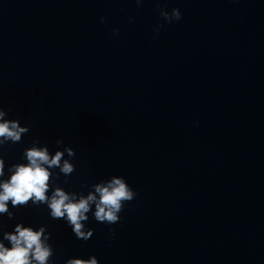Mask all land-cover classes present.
Masks as SVG:
<instances>
[{"label": "clouds", "instance_id": "9594fccd", "mask_svg": "<svg viewBox=\"0 0 264 264\" xmlns=\"http://www.w3.org/2000/svg\"><path fill=\"white\" fill-rule=\"evenodd\" d=\"M143 2L144 0H135L138 7ZM155 3L165 22L172 23L182 19L178 8L168 12L160 7V0H155ZM100 22L106 23V18L101 17ZM162 27V24L157 25L155 32L158 34ZM118 32L119 29L114 30V33ZM6 115L7 112L0 107V147L8 142H20L22 136L29 132V128L21 126L18 119H5ZM56 143L62 144L63 140H57ZM65 152L69 157L75 156V151L71 147L50 155L48 147H37L35 141L31 147L26 148L23 156L27 163L10 165L8 171L11 175L0 181V215L6 214L9 218L14 216V213L9 211V202L13 208L27 206L30 201L35 205L46 204L52 219L65 220L77 239L87 241L93 236L94 229L85 231L82 222L89 219L87 214L93 205L95 206L93 216L97 222L116 224L120 220L119 213L123 211L125 204L135 199L138 193L123 177L112 176L107 181L91 185L92 190L87 195L66 192L56 186L49 196L53 183V172L50 169L59 168L65 177L75 171V165L69 160L65 159L61 164ZM4 175L5 160L0 157V177ZM2 227L0 224V228ZM109 231L115 235V229ZM45 232L43 226L34 230L22 223H17L11 232L4 231L3 241H7L10 247H6L4 242L0 241V264H49L53 249L46 243L51 238V233L46 235ZM66 264H99V261L95 256L88 260L69 258Z\"/></svg>", "mask_w": 264, "mask_h": 264}]
</instances>
